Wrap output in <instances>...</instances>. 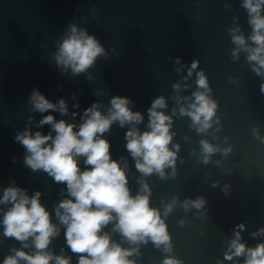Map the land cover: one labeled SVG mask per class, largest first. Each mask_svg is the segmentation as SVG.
Returning a JSON list of instances; mask_svg holds the SVG:
<instances>
[{
    "label": "clouds",
    "instance_id": "9594fccd",
    "mask_svg": "<svg viewBox=\"0 0 264 264\" xmlns=\"http://www.w3.org/2000/svg\"><path fill=\"white\" fill-rule=\"evenodd\" d=\"M243 6L248 10L249 23L253 27V34L249 38L256 47L247 46L245 37L235 34L239 29L232 30L233 43L248 51V60L258 65L253 70L260 75L264 69V16L261 15L264 0H244ZM238 51L239 48L234 50L233 55L236 56ZM104 55L105 50L96 37L73 24L59 43L55 60L57 66L63 70L70 68L74 75H79L92 67L98 57ZM197 66L198 61L194 60L188 72L189 76ZM197 77L198 89L206 91L193 92L194 102L187 108L181 107L180 114L191 117L192 123L198 125V132H205L212 126L217 103L207 94L211 89L204 73H197ZM173 87L179 89V85ZM261 92H264V84L261 85ZM30 103L33 110L40 113L51 110L62 115L68 114L65 100L52 103L39 90H33ZM130 103L127 97L114 96L111 98L108 113L104 114L99 110V104L94 102L84 110L81 117L83 122L78 130L75 123H68L63 119L57 121L54 115L48 114L39 121L40 126H51L48 134H42L38 130L33 135L26 129L15 137L26 149V166L33 171L43 170L56 183H65L67 186L71 198L59 202L55 215L66 226L64 235L67 245L73 253L80 254L78 264H135L134 260L128 258L138 252V249L123 248L113 242L108 233L103 232L104 227L113 221V230L121 233L128 242L146 244L150 239L156 247L164 245V251H171L167 225L159 210L150 207L148 185L142 182L141 193L131 195L126 172L118 161L111 158L110 143L103 138V134L110 130L114 122L118 121L123 127L125 124L135 125L143 121L140 112H133L129 108ZM164 107V97L156 98L148 109L149 130L141 133L132 127L125 134L126 149L135 160L136 169L145 176L156 172L164 178V169L175 166L176 152L169 149L172 141L169 131L171 116L157 111ZM201 145L204 163L208 162L212 153L220 150L207 141H201ZM175 147L179 149V145ZM228 151L230 149H224L225 153ZM81 156L85 157L84 164L90 166L83 171L77 159ZM40 196L39 191L29 196L20 187L10 186L4 189L0 203L11 204L2 221L4 235L21 242L32 238L36 252L30 255L23 250H15V255L7 256L3 264H19L20 260L27 264H50L53 260L55 264H70V258L54 256L47 251L51 239L59 235V229L52 223L49 211L41 204ZM176 202L174 198L166 206L165 216L172 211ZM204 203L203 198L186 200L183 207L187 210L191 205L199 209ZM238 228L243 229L244 225L240 224ZM260 231L264 232V229ZM234 256H246L244 264H264V243L254 248H246L240 242L238 231L231 241L229 252L225 253V259L232 260ZM163 264L181 262L167 257Z\"/></svg>",
    "mask_w": 264,
    "mask_h": 264
}]
</instances>
